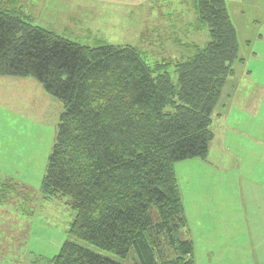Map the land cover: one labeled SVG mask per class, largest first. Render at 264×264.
Segmentation results:
<instances>
[{
    "label": "trees",
    "instance_id": "obj_1",
    "mask_svg": "<svg viewBox=\"0 0 264 264\" xmlns=\"http://www.w3.org/2000/svg\"><path fill=\"white\" fill-rule=\"evenodd\" d=\"M209 39L174 63L129 44L85 46L0 9V77L35 79L61 104L41 192L70 197L74 220L51 264H195L174 168L208 160L213 113L239 50L225 0H194ZM238 60V59H237ZM155 210L154 219L151 212Z\"/></svg>",
    "mask_w": 264,
    "mask_h": 264
},
{
    "label": "rangeland",
    "instance_id": "obj_2",
    "mask_svg": "<svg viewBox=\"0 0 264 264\" xmlns=\"http://www.w3.org/2000/svg\"><path fill=\"white\" fill-rule=\"evenodd\" d=\"M181 6L182 9L186 8L184 5ZM181 6L178 5L177 9ZM175 7L155 8L150 15V13L147 14L149 10L146 9L116 12L113 6L109 5L86 8L70 5L68 8L71 16H61L54 12L53 16L47 13L39 19L33 17L25 21L46 30L55 31L85 46L110 43L134 45L149 64L166 59L172 61L164 70L168 71L171 80L175 81L177 76L174 63L177 56L164 50L170 47L166 43L168 39L163 42L165 48L152 52L153 49L149 46L150 38L146 34L149 27L144 24L145 20L151 16L158 19L159 13L171 12L172 9L174 12L179 11ZM68 8L66 6L64 9ZM79 11H82V14H79ZM227 11L234 23L239 45L238 60L234 61L232 67L238 74L244 69L247 73L249 72L244 73L249 82L245 80L242 89L247 93H253L256 119L254 128L250 129L247 116L244 121L249 126L244 127L241 124L242 128L238 126L237 132L226 133V145H231V150H227L226 156L222 153L223 164L214 163L213 160L206 162L193 157V159L177 162L174 166L183 194L182 202L188 206L184 208V212L186 213V209L191 211L190 217L188 213L186 215L188 227L185 229L187 230L180 236L192 238L197 258L208 252H213L215 255L222 254L221 252H225L228 245L225 238L217 239V235L210 234L208 237L215 239L206 240L202 229H199L201 222L196 221V214L193 215L192 211L197 206L203 209L202 207L205 208L207 205L215 206L218 201L222 202L220 200L222 195L220 196L219 192L217 199H215L216 195L212 196L215 190H223L226 196L227 188L235 189L229 198L230 202L238 203V195H234L238 175L252 174L249 171H254L255 165L262 162L260 155L261 150H264V0H244L241 4L232 1L228 3ZM182 22L180 17L175 15L171 20L166 18L162 25H159L158 30L164 36L176 31L178 36L181 34L179 30L184 27ZM205 35L199 34L195 37V42L201 45L203 41L209 39ZM174 36L175 34H172L170 37ZM170 56H174V59H169ZM28 79L23 83L0 82V164L5 166H0V169L9 171L8 175L13 177L6 183L0 181V264H51L53 256L59 253L64 241L72 240L68 231L74 220L75 210L70 205V197L61 195L58 198L47 199L42 194L40 186L50 150L55 142L58 115L62 110L61 104L45 93L35 79ZM215 114L214 111L213 118ZM214 121L213 119L212 123ZM213 128L217 136L215 140L218 143L220 136L217 124ZM239 131L241 132L238 133ZM222 139L221 137V142ZM257 139L262 140L263 145L255 142ZM226 157L228 161L225 164ZM237 160L239 165L236 167ZM196 192H198V203L191 198ZM212 212L213 216L218 213L217 218L207 222L218 226L212 227L215 234L214 231L224 230L222 223L224 220L220 218L219 212L216 210ZM151 215L154 219L157 217L155 210L151 212ZM80 244L104 256H109L119 263L140 264L132 248L125 257L119 258L87 242L80 241ZM218 247L219 251L214 252ZM235 255L237 264H250L243 247L236 249ZM223 259L229 262L228 264H232L228 255L222 257L220 264L225 261ZM203 264H210V262Z\"/></svg>",
    "mask_w": 264,
    "mask_h": 264
},
{
    "label": "crops",
    "instance_id": "obj_3",
    "mask_svg": "<svg viewBox=\"0 0 264 264\" xmlns=\"http://www.w3.org/2000/svg\"><path fill=\"white\" fill-rule=\"evenodd\" d=\"M226 6L230 2H236L241 4L244 0H225ZM76 3V4H75ZM79 8H86L88 6H113V10L115 9L116 12L120 10L131 11V10H142L146 9L149 10L148 13H152L153 9L155 8H162L164 6L167 7H175L176 11L172 9L171 12H164L159 13L158 19L151 16V18H147L144 22L149 28L146 31V34L149 35L150 38V48L153 49L152 52L158 49H163L164 47V40L168 43L167 50L169 54L177 56L176 59H184L188 57V55L192 54L195 49L201 47L207 40L203 41L201 45H198L195 42V37L199 34L203 33L207 35V32L204 28L197 25V14L195 13V3L194 0H0V9L4 10H14L16 11L19 16L23 19H30L35 17V19H39L42 17L43 14L49 13V15L54 14V12L61 14V16H71L68 6L75 5ZM184 5L180 9H177V6ZM65 10L64 8H66ZM190 6V7H188ZM228 12V11H227ZM53 13V14H52ZM82 14V11L78 12ZM189 14V16H188ZM175 15L180 17V20L183 22V26L181 27L180 35L176 36V31H173L172 34H175L174 37H170L172 34L171 32L166 36L163 35L161 31L158 30L162 25L163 21L166 18L169 20L173 19ZM192 15V19L191 18ZM173 16V17H172ZM153 18V19H152ZM152 19V20H151ZM37 24V23H36ZM205 35V36H206ZM208 37V35H207ZM174 56L168 57L169 59L173 60ZM173 58V59H172ZM162 61H167L162 60ZM177 61V60H176ZM175 61V62H176ZM172 62V61H171ZM245 74H248L247 71L244 69L240 71V73H236L233 69V75L227 78L226 83L223 86V93L220 98V103L218 104L217 108L214 110L216 112L215 117L213 118L215 121L212 123V128L217 124L219 129V140L218 143L215 139L217 136L215 135L214 128L212 129L214 138L209 143V152H208V160L206 162H210V160L215 163L218 162L223 164L224 156L227 154V150H231V145H226L227 141V132L234 131L237 132L241 124L249 126L246 120L248 116V122H250V129L254 128V120L256 119V111H255V100H253L252 96L253 93H247L242 89L243 83L245 80L249 82V79L245 77ZM29 77L23 78H16V77H0V82H8L9 84L13 82L16 83H23ZM29 80V79H28ZM251 96V97H249ZM264 99V96H263ZM238 108V109H237ZM245 123V124H244ZM252 123V125H251ZM231 124V125H230ZM221 126V128H220ZM242 128V126H240ZM221 129V130H220ZM221 132V134H220ZM239 131L238 133H240ZM238 136V134H237ZM221 137L222 142H221ZM234 139V137H231ZM258 140V141H257ZM257 142L260 145H263V141L257 139ZM219 148H217V147ZM223 147V149H222ZM217 150V153H216ZM261 161L259 164H256V169L254 171H249L252 174H239L237 178V188L234 195H238V203L237 202H230V195L233 194L232 188H225L226 189V196L222 191H213L212 196L216 195L219 192L221 197L220 200L222 202L215 204L207 205L205 208L202 207H195V210L192 211L193 215L196 214V221L201 222L199 224L200 230L202 229V233L205 239H215L209 238L208 235L215 236L217 235L218 238H225L228 247L226 248L225 252H221L222 254L215 255L213 252H208L203 254L201 257L200 255L197 258L195 255L196 251L194 250V258L195 264H203L205 262L210 264H220L222 257L224 255H228L230 258V262L232 264H237V257L235 255V250L238 248L243 247V251H246L247 261L250 264H264V150H261ZM224 154V156L222 155ZM259 158V159H260ZM228 161V158L225 159V164ZM239 165L237 160L236 167ZM0 166H3L0 164ZM5 167V166H3ZM9 171H4V169H0V181L1 182H8L11 181L13 177L9 176ZM249 175V176H248ZM181 191V190H180ZM182 192V191H181ZM197 193L195 196H191L194 199V202L198 203V196ZM210 193V192H209ZM183 198V194H182ZM228 201H227V200ZM184 203V202H183ZM186 208L185 204H183ZM239 209V211H238ZM216 210L221 215L220 218L224 220V230L219 229L218 231H212V227H218L214 225L212 222L209 223L207 221H211L213 218L216 220L217 215L213 216L211 213L212 211ZM191 211L186 209V215L188 213L190 217ZM188 219V218H187ZM213 220V221H214ZM207 222V223H206ZM210 229V230H207ZM202 235V234H201ZM230 239V240H229ZM241 243V244H240ZM213 245L215 243L213 242ZM216 246V245H215ZM231 250V252H230ZM219 251V247L214 250V252ZM227 253V254H225ZM201 260V261H200ZM225 260V259H223ZM200 261V263H199ZM226 260L222 264H228Z\"/></svg>",
    "mask_w": 264,
    "mask_h": 264
}]
</instances>
